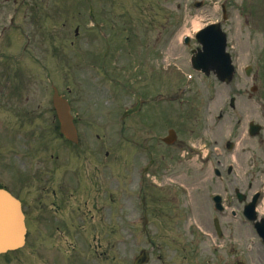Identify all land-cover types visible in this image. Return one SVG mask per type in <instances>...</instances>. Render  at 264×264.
Returning a JSON list of instances; mask_svg holds the SVG:
<instances>
[{
	"label": "rangeland",
	"instance_id": "1",
	"mask_svg": "<svg viewBox=\"0 0 264 264\" xmlns=\"http://www.w3.org/2000/svg\"><path fill=\"white\" fill-rule=\"evenodd\" d=\"M38 1L45 5L36 10L30 4L31 9L22 12L25 16L31 15V11V16L40 14L38 30L42 37L23 23V13L4 6L1 1L0 18L12 15L16 19L9 27L7 18L0 23V39L5 42L0 41V48L15 55L16 63L17 59L29 58L24 38L30 32L32 38L41 39L43 45L61 44L57 45L60 52L51 67L57 70L54 80L63 92H67L68 84L71 87L68 76H79L78 79L85 83L97 72L99 78L104 77L98 84L101 91L95 87L99 80L89 82L83 100L86 104L78 106L75 103V107L83 124H101L104 132L107 158L101 216L106 225L98 229L99 247L92 239L96 235L93 225L62 229L55 239L51 237V241L39 244L41 251H33L32 254L39 259L27 255L23 264H132L131 260L138 256L139 250L146 249L145 236L141 233L147 216L153 221L149 230L153 232L154 228L155 238L163 237L179 246L180 258L174 246L161 245L156 255L160 262L175 263L179 259L178 264H233L237 261L264 264V257L259 253L251 254L253 257L247 253V238L251 234L245 235V228L238 220L219 219L228 238L215 239L211 221L216 215L211 212L210 200L213 192L229 194L230 209L235 212L244 205V202H237L236 190L251 196L256 188L263 187L264 174H260V170H264V161L255 159L252 168L253 164L245 163V153L250 152L251 161L260 152L264 157V131L259 139H251L247 134L249 122L264 125V0H89L95 13L92 23L87 18L85 0ZM195 3L202 5L196 7ZM222 4L226 17L221 30L226 35V52L235 67L230 84L219 83L212 74L206 77L193 72L189 62L192 51L200 48L193 39V23L203 29L211 23L221 22L224 15ZM63 15L66 17L62 18ZM94 23L101 28L96 30ZM77 28L78 38L72 39ZM184 34L192 37L186 46L180 43ZM71 42H75V46L69 47ZM107 44L110 47L103 60ZM34 46L35 43L32 45L35 50ZM144 50H148L147 56ZM49 54L46 52L44 58L43 51L42 58L47 63H50L46 59L50 58ZM29 66L33 67V64ZM95 66L99 69L95 70ZM247 66L251 67L248 76L244 72ZM160 72H169V75L162 76ZM43 74L48 75V70ZM186 74L189 85L183 87ZM48 81L43 75V87ZM180 88L185 98L179 109L172 105V99L179 97ZM251 88L256 91L251 92ZM156 92L166 95L170 105L151 102L150 95ZM137 93L146 95L141 99L149 103L140 113L121 121L124 110L136 102ZM231 98H234V107L229 109ZM168 130H175L177 143L184 148L182 152L160 142ZM13 139L18 140L17 137ZM225 141L235 144L232 152L224 149ZM5 142L3 140V145ZM201 148L206 149V155L204 151L200 152ZM1 149H4L2 145L0 172L5 163L3 155L7 157L9 154ZM190 149L199 150V153H192ZM171 156L173 158L169 159ZM150 160L153 165L141 177ZM179 161L186 166L178 165ZM229 164L233 171L227 175L226 166ZM118 166L121 168L117 170ZM247 166L252 169L249 177L244 175ZM214 169L219 170L221 181L213 176ZM141 178L145 183L142 201L144 199L147 205V194L151 192L150 199L161 204L160 209L154 211V218L146 214L140 199L132 197L135 191L132 184ZM117 180L121 191L116 186ZM185 188L188 194L180 191ZM261 206L264 201L257 210L261 211ZM132 217H137L141 223L137 230L126 224V220ZM196 226L212 234L213 242L221 246L219 251L212 248L209 240L200 237ZM46 236L50 240L49 229ZM47 242H51L50 245H45ZM24 253L25 250L10 252L8 257L0 258V264H17L11 259L20 258ZM245 256L252 259L243 258ZM150 264H158L154 255Z\"/></svg>",
	"mask_w": 264,
	"mask_h": 264
},
{
	"label": "flooded vegetation",
	"instance_id": "2",
	"mask_svg": "<svg viewBox=\"0 0 264 264\" xmlns=\"http://www.w3.org/2000/svg\"><path fill=\"white\" fill-rule=\"evenodd\" d=\"M8 1L19 9L26 6V0ZM35 49L33 67L9 66L0 62L1 73L11 70L13 75H18L12 77L11 85L0 77V132L3 133V127L24 128L26 121H32L28 124V135L19 132L17 141L9 139L11 141L5 145L0 142L4 148L1 150L9 152L7 157L1 152L5 163L0 172V186L20 202L29 237L34 241L40 239L43 229L101 224V205L105 201V164L100 157L104 142L97 134L95 140L89 139L92 127L82 123L78 108L74 106L75 103L81 106L89 87L79 83L68 93L75 97L70 101L71 112L81 138L73 145L58 134L51 94L47 89L46 92L42 90L40 45ZM6 59L0 54V60ZM97 80L93 78V82ZM262 195L258 197L257 207L263 203ZM251 197L244 198L245 202ZM261 208L258 218L264 219V206ZM245 226L247 235H254L251 224L245 223ZM259 242V255L264 257V242Z\"/></svg>",
	"mask_w": 264,
	"mask_h": 264
},
{
	"label": "water",
	"instance_id": "3",
	"mask_svg": "<svg viewBox=\"0 0 264 264\" xmlns=\"http://www.w3.org/2000/svg\"><path fill=\"white\" fill-rule=\"evenodd\" d=\"M196 38L202 45V52H199L197 56L193 58V68L198 70L201 69L205 74H208L209 71H214L221 81L228 82L231 79L233 69L230 65L229 57L224 53L225 37L220 32L219 27L212 25L199 32ZM53 104L59 121L60 133L67 140L74 142L76 140L75 130L72 125L71 117L68 114V106L56 94L53 97ZM2 194L5 193L0 192V195ZM6 199L8 204L12 202L16 204L19 217L15 216L10 227H7V223L4 220L0 223V232H5L8 235L7 230H11L12 234L9 236L15 238L12 242H8L6 239H0V253L14 250L22 246L25 233L22 223L23 217L20 213L18 203L8 195H6ZM252 206L253 205H251V207ZM12 211L11 209L6 212L8 217L12 215ZM145 261L146 258L142 255L134 264H144Z\"/></svg>",
	"mask_w": 264,
	"mask_h": 264
},
{
	"label": "bare ground",
	"instance_id": "4",
	"mask_svg": "<svg viewBox=\"0 0 264 264\" xmlns=\"http://www.w3.org/2000/svg\"><path fill=\"white\" fill-rule=\"evenodd\" d=\"M193 29H194V31H198L201 28H199L198 24L193 23ZM0 196H1L0 197V223H2L4 220L7 223L6 224L7 227H10L11 224L13 223L15 216L19 217V211H18V208L14 202L8 204V201L6 199L5 194H2ZM11 209L13 210L12 211L13 213L10 217H8L6 212L10 211ZM7 232H8V235L5 232H0V239H6L8 242L14 241L15 238L9 236L12 234L11 230L10 231L7 230Z\"/></svg>",
	"mask_w": 264,
	"mask_h": 264
}]
</instances>
